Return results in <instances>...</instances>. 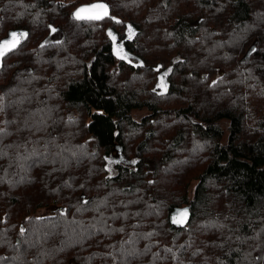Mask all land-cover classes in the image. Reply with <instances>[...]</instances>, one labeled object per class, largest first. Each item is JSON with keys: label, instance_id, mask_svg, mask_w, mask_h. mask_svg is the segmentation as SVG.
I'll return each mask as SVG.
<instances>
[{"label": "trees", "instance_id": "obj_1", "mask_svg": "<svg viewBox=\"0 0 264 264\" xmlns=\"http://www.w3.org/2000/svg\"><path fill=\"white\" fill-rule=\"evenodd\" d=\"M92 1L0 0V264H264V0Z\"/></svg>", "mask_w": 264, "mask_h": 264}, {"label": "snow or ice", "instance_id": "obj_2", "mask_svg": "<svg viewBox=\"0 0 264 264\" xmlns=\"http://www.w3.org/2000/svg\"><path fill=\"white\" fill-rule=\"evenodd\" d=\"M108 15V9L107 5L105 4H92L89 6H83L76 10L74 13V19L77 20H99L102 19L104 16ZM52 31H55V29H52ZM27 33H16L12 32L10 33L11 39H6L2 43H0V57H3L8 51L15 49L16 46L19 44V36H26ZM109 35H112L111 32ZM113 40H115V37L113 36ZM43 47V45H41ZM161 87H166L163 85V82L160 85ZM2 131V130H0ZM178 215L180 217H186L187 216V210H183L182 212H178ZM173 222L181 224L184 222L183 219H178L176 216L173 217Z\"/></svg>", "mask_w": 264, "mask_h": 264}, {"label": "water", "instance_id": "obj_3", "mask_svg": "<svg viewBox=\"0 0 264 264\" xmlns=\"http://www.w3.org/2000/svg\"><path fill=\"white\" fill-rule=\"evenodd\" d=\"M92 4H105V5H107V9H108V15L107 16H104L102 19H104V18H106V17H108V16H110L111 15V8H110V5H109V3L108 2H106L105 0H94V1H92V2H89V3H83V4H80L79 6H77L76 8H75V10L73 11V16H74V13L76 12V10L77 9H79V8H81V7H83V6H89V5H92ZM102 19H99V20H102ZM87 20V19H86ZM98 20V21H99ZM52 29H55V31L58 29V27L57 26H55V25H53V24H51L50 23V34H49V37H51L52 35H53V33L55 32V31H52ZM3 42V41H2ZM2 42H0V43H2ZM47 43V41H45V40H43L41 43H40V45H45ZM256 49V47L254 46V45H252V47L249 49V51H248V54L247 55H249V57L252 55V53H253V49ZM4 57V56H3ZM3 57H0V65H1V63H2V59H3ZM88 198L86 197V195H82V202L83 203H87L88 202ZM187 210V216L186 217H180L179 215H178V212H182L183 210ZM191 208H190V204H186V205H184V206H180V207H176V208H174L172 211H171V213H170V222H171V224L172 225H174V226H176L177 228H180V227H184V226H186L187 224H189V220H190V217H191V210H190ZM174 216H176L178 219H183L184 220V222L183 223H181V224H178V223H174L173 222V217Z\"/></svg>", "mask_w": 264, "mask_h": 264}, {"label": "flooded vegetation", "instance_id": "obj_4", "mask_svg": "<svg viewBox=\"0 0 264 264\" xmlns=\"http://www.w3.org/2000/svg\"><path fill=\"white\" fill-rule=\"evenodd\" d=\"M119 156H120V152L116 151V152H113V154L108 158L109 160L107 162V165H108L109 170H111V171L117 170L118 162H120L121 160L124 161V159L119 157ZM116 158H118V159H116Z\"/></svg>", "mask_w": 264, "mask_h": 264}, {"label": "rangeland", "instance_id": "obj_5", "mask_svg": "<svg viewBox=\"0 0 264 264\" xmlns=\"http://www.w3.org/2000/svg\"><path fill=\"white\" fill-rule=\"evenodd\" d=\"M143 114H144V111L143 110H135L134 111V115H135V117H137V118H141V117H143ZM221 124L223 125V127L225 128V127H227L228 126V121H226V120H224V121H222L221 122ZM112 171H114V170H112ZM193 187V186H192ZM50 210H49V208L48 209H44V208H42V209H40V213H46V212H49Z\"/></svg>", "mask_w": 264, "mask_h": 264}]
</instances>
